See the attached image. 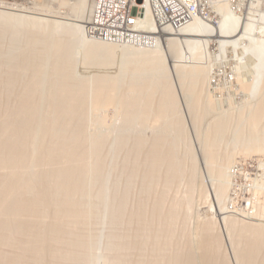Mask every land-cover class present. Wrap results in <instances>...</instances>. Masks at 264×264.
Instances as JSON below:
<instances>
[{
	"label": "rangeland",
	"instance_id": "rangeland-1",
	"mask_svg": "<svg viewBox=\"0 0 264 264\" xmlns=\"http://www.w3.org/2000/svg\"><path fill=\"white\" fill-rule=\"evenodd\" d=\"M71 1L37 0L25 6L51 15H40L49 19L70 18L74 14ZM260 1V5L264 4V0ZM90 2L83 3L84 19ZM6 19L0 16V188H10L14 196L9 194L10 189H6L9 193L4 189L6 194H1L0 189V200L3 195L8 198L11 195L13 199L10 198L12 202L7 199L9 202L4 206L1 205L5 200L0 202V264L7 261H13L9 264H203L205 260L206 264H264V111L257 127L249 121L251 106L260 101L264 90V54L251 58L228 54L221 60L215 59L211 52L199 64L189 58L179 62L176 59L178 65H186L185 70H192L193 63L209 66L207 76L198 79L186 76V81V77L183 80L199 96L195 115L187 108L192 101L187 102L189 96L195 94L189 95L186 90L189 96L185 95L172 60L163 57L164 63L161 58L155 61L160 55L157 52V57L153 55L152 44L141 51L126 45V49L112 44H107L108 47L90 43L89 37L86 40L74 30L52 24L50 20L36 24L20 18ZM56 42H61L58 47L62 48H55L54 52L59 51L55 55L52 51ZM31 48L41 61H34L40 68H32L39 72H36L37 80L29 64L34 56L29 55L28 60L26 56ZM150 49L148 54L156 59L148 63L152 61L145 60L150 58L147 54ZM24 57L30 69L23 67L22 62L25 67L28 65L22 61ZM235 69L243 77L244 73L246 79L252 77L251 73L255 75L258 88L253 89V97L247 90L238 91L236 79L227 83L219 78L228 72L235 78ZM252 69L255 74L250 72ZM62 74L70 77L69 80ZM99 77L103 81L111 78V84L114 79L112 90L117 89L113 93L117 98L111 97L115 99L112 105L110 101L109 106L100 109L93 105L96 90L92 92L94 88L90 86ZM162 79L170 80L179 103L174 113L168 111L158 118L155 109L158 97H162L158 91V86L162 87L158 80ZM147 82L159 84L157 91L152 89L153 95L149 93L152 98L146 95V88H141V85L147 87ZM68 83L74 88L87 84L86 95L84 91L78 92L79 96L84 95L85 105L80 104L84 109L78 110L82 113L70 110L71 100L63 102L69 93L64 90L60 93L59 87ZM136 88L143 92L139 98ZM126 97L134 98L133 104ZM207 99L213 100L211 107ZM146 100L151 101L149 107ZM59 102L67 104L69 110L63 108L65 112L60 113L64 106L60 107ZM23 104L30 105L28 116L21 113L27 109L21 108ZM217 119L225 120L226 124L215 134L212 125ZM156 140L160 141V150L172 156L173 166L168 164L171 158L166 157L167 161L163 158L156 164L150 159ZM10 147L16 150L12 152ZM208 149L216 153L210 166L204 159ZM21 152L22 157L19 156L24 162L18 164L19 156L14 155ZM11 157L17 159L18 166L15 163L16 168L12 166L14 170ZM237 164V171L245 177L236 174L235 180L232 170ZM246 178L252 181L253 208L243 212L240 210L244 201L242 190L235 191L234 182L244 183ZM19 200L21 212L14 205ZM230 203L238 207L231 211ZM205 240L213 242L205 244ZM251 245L257 250L250 255ZM202 256L206 258L202 260Z\"/></svg>",
	"mask_w": 264,
	"mask_h": 264
},
{
	"label": "bare ground",
	"instance_id": "bare-ground-1",
	"mask_svg": "<svg viewBox=\"0 0 264 264\" xmlns=\"http://www.w3.org/2000/svg\"><path fill=\"white\" fill-rule=\"evenodd\" d=\"M20 1V2H19ZM29 1L31 2V3H34V2H36L37 0H9V1H6V0H0V16L1 17H3L4 19L5 18H7L6 20H10V19H14L15 20V18H17L16 20H18V18H20V20L22 21L23 19L25 20V21H27V20H30V21H34L36 24L39 22V23H41V22H46V21H51L52 22V24H54L55 23V25H63V26H65V27H67V28H69V29H72V30H74L75 32H77V34L79 35V36H82L83 38H87V36L84 34V28H85V26L88 24V20H90V15H89V12L91 13V10H92V5H93V0H91V2H90V9L88 10V15H87V17L84 19L83 18V15H82V10H83V3L86 1V0H73V1H71V2H69V5L70 6H72L73 8H74V14L69 18V17H57V16H52V17H57V18H59V19H57V18H53V19H49V18H47L48 16H51V15H47L46 13H43V12H40V11H33L32 9L30 10V8L31 7H27V6H25L27 3H29ZM60 1H63V3H65L66 1H68V0H60ZM259 2H261L262 3V1H260V0H251L250 1V3H249V6L246 8V10H245V12H243V14L241 15V14H236V13H233V12H231L230 10H229V8H228V6L226 5V4H223L222 6H221V9H220V11H219V15L218 16H216V21L215 22H204V21H201L200 19H194V20H192V21H190L187 25H185V26H183V27H181V28H178V29H170V28H168V27H159V26H152V28L150 29V33L148 34V36H150V38L152 39V48H153V50H152V52L153 53H155V52H157V54L158 55H160V56H158L157 57V55H156V53L155 54H153V55H156V57H157V59L153 56V59H156L155 61H157L159 58H161L160 60H163L164 58L163 57H167V59L166 60H172V63L174 62V70H176L175 72L177 73V74H175L176 75V79H179V81L181 82V84H184L185 82L183 81L184 80V78L186 77V76H193L195 79H198V77H200V76H207L208 75V73L210 72L209 71V66L208 65H204V66H202V65H199V66H197L196 64L194 65V63H198L199 61H201V59L204 57V56H207L208 54H212L211 52H213V54L214 55H212L215 59H221V60H223V57H225V56H228V54L230 55V56H233V57H235V58H240L241 56H250V58L251 57H253V56H257V57H259L261 54H264V22H263V18H264V9H262L261 8V10H259V11H257V10H254V9H257V7H258V5H260V3ZM254 8V9H253ZM144 13H145V16L149 19V20H151V18H150V13H149V10H148V8H146L145 9V11H144ZM67 14V13H66ZM40 15H46L47 17H42V16H40ZM87 22V24L85 25L84 23H86ZM20 23V22H19ZM47 24V23H46ZM257 25V26H256ZM16 32V31H15ZM11 33V32H10ZM32 34V33H31ZM40 34V33H39ZM54 34V33H53ZM10 36V35H9ZM31 36V35H30ZM81 37V38H82ZM37 38V37H36ZM87 40V39H86ZM96 39H88V41L90 42V43H100L101 45L103 44L104 46H106L107 44H112V46H117V47H119L120 49H126V46H128V45H123V44H117V43H109V42H105V41H100V40H97V41H95ZM14 41V40H13ZM32 41V40H31ZM35 41H36V39H35ZM31 43V42H30ZM44 43V42H43ZM61 43V42H60ZM59 42L57 43H55L56 45H52L53 46V51L52 52H54V50H55V48H57L58 47V44H60ZM32 44V43H31ZM98 45V44H97ZM56 46V47H55ZM108 46V45H107ZM35 47V46H34ZM59 47H61L60 45H59ZM59 47H58V50H59ZM109 47V46H108ZM107 47V48H108ZM131 47H134V48H136L137 50H139V51H141V50H145L146 48H138V47H135V46H131ZM62 48V47H61ZM60 48V49H61ZM96 48V47H95ZM118 48V49H119ZM103 49V48H102ZM109 49V48H108ZM33 50H34V48H31L30 49V51L29 52H33ZM108 51V50H107ZM109 51H110V49H109ZM150 51V53H151V49L150 50H147V54H148V52ZM28 52V53H29ZM29 53L28 55H26V56H28V58L27 57H24L23 59H25V60H22V61H26V58H27V60L31 57V54H32V56H34V55H36L35 53ZM56 52V53H55ZM53 54H58L57 52H59V51H57V49H56V51H55ZM112 52V51H111ZM92 53V52H91ZM39 54V53H38ZM60 54V53H59ZM2 55V54H1ZM29 55H30V57H29ZM40 55V54H39ZM95 55V54H94ZM149 55V54H148ZM152 55V54H151ZM151 55H149L150 56V58H146L145 60H147V59H149V60H152V61H148V63H151V62H153L154 60L153 59H151L152 58V56ZM4 56V55H3ZM209 56V55H208ZM39 57V56H38ZM59 57V56H58ZM145 57H146V55H145ZM242 57V58H243ZM9 58V57H8ZM35 60H34V59ZM31 57L30 58V65L31 66H33V67H31V69L32 68H34V70H35V68H36V70L38 69V68H40L38 65H34V63L36 64V62H34V61H37L38 63L39 62H41V61H38V59H36L37 57ZM41 58V57H40ZM183 58H189L190 60H192L194 63H193V65L190 67V65H189V67H190V69L192 68V70H189V68H187V70H189V71H187V70H185L186 69V65H183V63H182V65L180 64V65H178L179 63H176V59H177V62H179V60L180 59H183ZM214 58H213V60H214ZM230 58H232V57H230ZM246 58V57H245ZM31 59H33V65L31 64ZM209 59H210V57H209ZM247 59V58H246ZM245 59V60H246ZM58 60V59H57ZM168 60V61H169ZM185 60V59H184ZM203 60V59H202ZM208 60V59H207ZM234 60V59H233ZM237 60V59H236ZM235 60V61H236ZM240 60V59H239ZM244 60V59H243ZM60 61V60H59ZM159 61V60H158ZM157 61V62H158ZM216 61V60H215ZM242 61V60H241ZM247 61H248V59H247ZM251 61V60H250ZM147 62V61H146ZM165 61L163 60V63H164ZM170 62V61H169ZM182 62V61H181ZM204 62V61H203ZM210 62V61H209ZM239 62V61H238ZM243 62V61H242ZM23 63V67L24 68H28V69H30V65L27 63V61H26V63L28 64V65H26V67H25V63L24 62H22ZM37 63V64H38ZM160 63H162L161 61H160ZM192 63V62H191ZM200 63V62H199ZM198 63V64H199ZM250 63V62H249ZM252 63V62H251ZM16 64V63H15ZM20 64V63H19ZM89 64V63H88ZM154 64H156V63H154ZM238 64V63H237ZM246 64H247V62H246ZM40 65V64H39ZM143 65V64H142ZM160 65H162V64H160ZM252 65V64H251ZM250 65V66H251ZM7 66V65H6ZM35 66V67H34ZM94 66V65H93ZM146 66V65H145ZM148 66V65H147ZM150 66H153L152 64H150ZM249 66V67H250ZM22 67V66H21ZM142 67H144V66H142ZM161 67H163L164 69H167L168 70V68H167V65L166 66H161ZM166 67V68H165ZM171 67V66H170ZM172 67H173V65H172ZM188 67V66H187ZM239 67H241L240 65H239ZM147 68V67H146ZM150 68V67H149ZM235 68H236V65H235ZM248 68V67H247ZM246 68V69H247ZM107 69V68H106ZM243 69V68H242ZM249 69H251V68H249ZM33 69H32V71L31 72H33L34 71ZM2 71H3V69H2ZM166 71V70H165ZM236 71V72H235ZM235 71H233V72H235L236 73V76H235V81L237 82V88H238V91L240 90V91H242V90H247V91H249V96H252L253 97V89H255V87H257V84H258V82L255 80V75H254V77H253V73H251V75H252V77H251V75H250V79H246V78H244L246 75L243 73V75H244V77L241 75L242 74V72H241V74H240V72L239 71H237V69H235ZM247 71V70H246ZM35 73H32L33 74V77H34V79L36 78V80H37V74L39 73L38 71H34ZM36 72H38V73H36ZM167 72V71H166ZM244 72V71H243ZM250 72H254L253 71V69L252 70H250ZM8 73V72H7ZM62 73V72H61ZM248 74H250L249 73V71L247 72ZM246 73V74H247ZM66 74V73H65ZM65 74H62V75H64L65 76ZM247 74V75H248ZM254 74H255V72H254ZM61 75V76H62ZM168 75V74H167ZM67 76H69L68 75V73H67ZM67 76H65V77H67ZM166 76V75H165ZM55 77V76H54ZM89 77H91V76H89ZM108 77V76H107ZM169 77V76H168ZM168 77H167V79H168ZM192 77V78H193ZM4 78V77H3ZM31 78V77H30ZM68 78H70V77H67V79ZM75 78V77H74ZM103 77H99L98 79L96 78V79H94V80H97V82L95 83V81L94 82H91V85L90 86H93L92 87V89L94 88V90H92V92H94L95 93V90H96V93L95 94H93V96L95 95V104H94V101L93 100H91V98H90V100H91V102L93 101V105H95L96 107L95 108H104V107H106V106H109V104L108 103H110V101H112L111 102V105H112V103H113V101L117 98V96L115 97V90L117 91V89H115V88H113L114 90H112V85H114V82H115V80L113 79V84H111V83H109V81H110V79L111 78H107L108 80V82L107 81H103L104 79H102ZM116 78V77H115ZM166 78V77H165ZM188 77H186L185 78V81H186V79H187ZM191 78V77H190ZM191 78V79H192ZM117 79V78H116ZM119 79V78H118ZM166 79V81L168 82H170V80H167ZM27 80V79H26ZM32 80V79H31ZM69 80V79H68ZM105 80H106V78H105ZM112 80V79H111ZM143 80V79H142ZM162 80H164V81H162ZM162 80H158L160 83L159 84H162V87L159 85V84H157L158 83V81H157V83L155 82V84L154 83H150V85L148 84L149 82H147V83H145V85L147 84V87H145V86H143V85H141L140 87L141 88H146V95H148L149 96V98L151 97L152 98V93L154 92V90H156L157 88H156V86H158V91L160 90V92L162 93V94H160V92H159V94L160 95H162V97H158L159 99H158V101H159V103H158V101L156 100V103H158L157 105H158V108L157 109H155V110H157L156 111V116L158 117V118H160V117H163L164 116V114H168V111L170 112V114L172 113V111H173V113H174V111L175 110H177L178 108H177V103H179V102H177L176 103V98H174L175 97V95H174V91H173V89H172V85H170V83L168 82H166L165 81V79H162ZM161 81H162V83H161ZM182 81H183V83H182ZM190 81V80H189ZM188 81V82H189ZM32 82H34V81H32ZM36 82V81H35ZM119 82V81H118ZM164 82V83H163ZM166 82V83H165ZM195 82H197V81H195ZM235 82V83H236ZM7 83V82H6ZM65 83V82H64ZM72 83V82H71ZM71 83H68V84H66V85H63L62 86V88H61V86L59 87V89H60V93L62 92H64V91H66L67 93H69L68 94V96H67V98L65 97V98H63V102L65 103V99H66V101L69 99V100H71V107H70V110L72 111V110H76L77 111V113L78 112H80L81 111V113H82V110L84 109V107H83V109L81 108L82 107V104H83V94H85L86 92L84 91V90H87V89H85V86L87 85H84L83 83V85L84 86H82L81 84V86H77V88H74L73 86L71 87ZM96 85H95V84ZM178 83V82H177ZM35 84V83H34ZM34 84H33V86H34ZM107 84V85H106ZM143 84V83H142ZM155 85L154 87L152 86V85ZM157 84V85H156ZM186 84H187V82H186ZM186 84H184L183 86L185 87V90H184V87L183 88H181L182 86L179 84V86H180V88L181 89H183L184 90V92H186L185 93V95L187 94V91H188V94L189 95H193V94H195L194 92H195V90H193V89H191L192 88V86H190L189 87V84H188V87H187V85ZM2 85V84H1ZM89 85V84H88ZM116 85V84H115ZM191 85V84H190ZM15 86V85H14ZM75 86V85H74ZM95 86V87H94ZM151 86H152V88H151ZM115 87V86H114ZM139 87V88H140ZM194 87V86H193ZM86 88H87V86H86ZM96 88V89H95ZM187 88H189V89H187ZM207 88V87H206ZM217 88V86L215 87V89ZM232 88V87H231ZM258 88V87H257ZM61 89H62V91H61ZM136 89H138V88H136ZM151 89V90H150ZM152 89H154L153 90V92L151 93V91H152ZM203 89V88H202ZM213 89H214V87H213ZM214 89V90H215ZM235 89H236V87H235ZM6 90V89H5ZM56 90H57V88H56ZM64 90V91H63ZM139 90L140 89H138V91H136V92H138V98L139 97H141V93H143L142 92V89L140 90V93H139ZM149 90H150V92H149ZM187 90V91H186ZM230 90V89H229ZM27 91V90H26ZM58 91V90H57ZM83 91H84V93H83ZM90 91V90H89ZM114 91V92H113ZM157 91V90H156ZM239 91V92H240ZM262 91V90H261ZM8 92V91H7ZM65 92V93H66ZM78 92H80V93H83V94H80V96L82 95V98H80V96H79V93ZM125 92V91H124ZM228 92V91H227ZM237 92V91H236ZM263 93H261L262 94V96H260L261 97V99H260V101L259 102H257V104L253 107V104H252V106H251V119L249 120L250 121V124H251V126H253V127H257V125L259 124L258 122H259V120H260V116L262 115V113H263V111H264V90L262 91ZM66 93V94H67ZM78 93V94H77ZM87 93H88V90H87ZM91 93V92H90ZM114 93V94H113ZM149 93H151L152 95L150 96L149 95ZM191 93V94H190ZM201 93V92H200ZM241 93V92H240ZM246 93V92H245ZM159 94H157V95H159ZM176 94V93H175ZM187 94V95H188ZM198 94V93H197ZM233 94V93H232ZM7 95V94H6ZM77 95L79 96V97H77ZM86 95V94H85ZM90 95V94H89ZM112 95H114V97H115V99H113V98H111V97H113ZM140 95V96H139ZM143 95V94H142ZM145 94H144V98L146 97L147 99H149L148 98V96H146ZM188 95V96H189ZM248 95V94H247ZM26 96V95H25ZM65 96V95H64ZM63 96V97H64ZM92 96V97H93ZM60 97H61V94H60ZM86 97V96H85ZM84 97V98H85ZM187 97V96H186ZM191 97V98H190ZM209 97H211V96H209ZM94 98V97H93ZM119 98V97H118ZM145 98V99H146ZM161 98V99H160ZM207 98V97H206ZM23 99V98H22ZM58 99V98H57ZM79 99L81 100L82 99V101H79ZM110 99H113V100H110ZM129 98H125V100H128ZM133 99L134 98H130V100H128L129 102H133ZM192 99V101L191 102H189L190 100ZM198 99H199V96H196V94L194 95V96H189V100L187 101V102H189V104L187 105L188 107V109H189V112L191 113V114H195L196 115V111H197V107H198V105H199V103H198ZM253 99V98H252ZM119 100H122V99H119ZM118 100V101H119ZM125 100H123L124 101V103L125 104H130L129 102L128 103H126L125 102ZM140 100V99H139ZM144 99H142V101H143ZM152 100V99H151ZM184 100V99H183ZM208 100V105H209V107H211V103L213 102V100L211 101L210 99H207ZM9 101V100H8ZM59 101H61V100H59ZM117 101V100H116ZM115 101V102H116ZM123 101H121L122 103H123ZM134 101H135V99H134ZM150 101V100H149ZM185 101V100H184ZM211 101V102H210ZM57 102H58V100L56 101V104H57ZM63 102H59V105H60V107H61V105L63 104ZM73 102V103H72ZM90 102V103H91ZM146 102L148 103V100H146ZM146 102H145V104H146ZM151 102V101H150ZM149 102V103H150ZM200 102V101H199ZM220 102V101H219ZM241 102V101H240ZM247 102V101H246ZM82 103V104H81ZM146 104V105H148V107H149V105L150 104ZM235 103V102H234ZM80 104H81V107H80ZM133 104V103H132ZM145 104H143V105H145ZM255 104V103H254ZM25 105H26V103H25ZM24 104H23V106H25ZM65 105H67V104H65ZM65 105H62V106H64V107H61L60 108V113L62 112V111H64L63 110V108H65V110H67L66 109V107H65ZM69 105V104H68ZM83 105H85V104H83ZM124 105V104H123ZM156 105V104H155ZM156 105V106H157ZM23 106L21 107L22 109H25V108H27V109H25V110H22L21 111V113H22V115H23V113H24V115H29V113H28V109L30 108V105H28L29 107H24L23 108ZM57 106V105H56ZM94 107V106H93ZM144 107V106H143ZM143 107H141L142 109H143ZM186 107V106H185ZM208 107V106H207ZM216 107V106H215ZM20 108V106H19V109H21ZM82 109V110H80V111H78L79 109ZM99 108V109H100ZM132 108V107H131ZM145 108H147V107H145ZM238 108V107H237ZM59 109V108H58ZM127 109V108H126ZM211 109H213V108H211ZM69 110V109H68ZM107 110V109H106ZM154 110V111H155ZM221 110V109H220ZM150 111V110H149ZM17 112H19L18 114H20V110L18 111H16V113ZM29 112H30V109H29ZM53 112V111H52ZM65 112V111H64ZM130 112V111H129ZM26 113H28V114H26ZM74 113H75V111H74ZM77 113H76V115H77ZM98 113V112H97ZM147 113V112H146ZM176 113V112H175ZM80 114V113H79ZM247 114V113H246ZM33 115V114H32ZM82 115V114H81ZM80 115V116H81ZM152 115H153V113H152ZM15 116H17V114L15 115ZM20 116H21V114H20ZM20 116H17V117H20ZM133 116V115H132ZM173 116V115H172ZM25 117V116H24ZM24 117L22 116V118H23V120H24V122H26V118L24 119ZM76 117H78L79 118V115L78 116H76ZM136 117H137V115H136ZM193 117V116H192ZM262 117V116H261ZM8 118V117H7ZM28 118V117H27ZM135 118V117H134ZM140 118V117H139ZM157 118V119H158ZM195 118V117H194ZM162 119V118H161ZM192 119V118H191ZM220 119H222V118H220ZM220 119H217L216 121H214V123H213V125L212 126H214V127H212L211 129L213 130V133H214V131H216V133L215 134H217V133H219L220 131H222L221 129L222 128H224V126H225V124L226 123H224V121L223 120H220ZM176 120V119H175ZM29 121V120H28ZM27 121V122H28ZM56 121V120H55ZM134 121V120H133ZM170 121V120H169ZM179 121V120H178ZM195 121V120H194ZM24 122H23V124H24ZM147 122V121H146ZM153 122V121H152ZM156 122H159V121H156ZM166 122V121H165ZM175 123V122H174ZM180 123V122H179ZM194 123V122H193ZM210 123V122H209ZM17 125V124H16ZM180 125H182V124H180ZM31 126V125H30ZM68 126V125H67ZM70 126V125H69ZM179 126V125H178ZM20 127V126H19ZM25 128V127H24ZM197 128V127H196ZM30 129V128H29ZM25 130V129H24ZM42 130V129H41ZM48 130V129H47ZM43 131V130H42ZM159 131V130H158ZM166 131V130H165ZM217 131H219V132H217ZM19 134V133H18ZM21 134V133H20ZM19 134V135H20ZM79 135V134H78ZM18 137V136H17ZM59 138V137H58ZM211 138V137H210ZM31 140V139H30ZM68 140V139H67ZM142 140V139H141ZM4 141V140H3ZM137 141V140H136ZM152 141V140H151ZM159 141V140H158ZM26 142V141H25ZM135 142V141H134ZM144 142V141H143ZM160 142V141H159ZM159 142L157 143V140H156V144H154L155 146H153V148L151 149V154L150 155H152L151 157H150V159L152 160V162H154V164H156V162H159L161 159H167V160H169L172 156L170 155H168V152H166V153H164L165 151H161L162 150V147H161V144H159ZM162 142V141H161ZM213 142V141H212ZM119 144V143H118ZM140 144V143H139ZM151 144V143H150ZM22 145V144H21ZM120 145H121V143H120ZM12 146V145H11ZM15 146V145H14ZM68 146H69V144H68ZM125 146V145H124ZM261 147H262V145H260ZM46 147V146H45ZM119 147V146H118ZM160 147H161V150H160ZM168 147V146H167ZM255 147V146H254ZM259 147V146H258ZM11 148V147H10ZM13 148V147H12ZM11 148V149H12ZM140 148V147H139ZM15 150H16V148H14ZM14 149H12V152L14 151ZM113 150V149H112ZM209 150V149H208ZM248 150V149H247ZM161 151V152H160ZM207 151V150H206ZM9 152H11V150L9 151ZM18 152V151H17ZM23 152V151H22ZM22 152L21 153H18V155H14L15 157L17 156H19V154H20V156L22 157ZM28 153V152H27ZM54 153V152H53ZM150 153V152H149ZM170 153V152H169ZM133 154V153H132ZM165 154V155H164ZM216 154V153H215ZM215 154H214V152L212 151V150H209V151H207V152H205V154H204V159H205V161H206V163H208L209 164V166H210V164H212V163H214V161H215ZM12 155V154H11ZM149 155V156H150ZM19 156V157H20ZM10 157V156H9ZM14 157V158H15ZM16 157V158H17ZM18 157V159H20V161H17V159H14L13 157H11L12 159L10 160L12 163H11V167L14 165V163H15V161H17L16 163H18V164H20L21 163V161H23L24 162V158H22L21 159V157L19 158ZM23 157H24V154H23ZM153 157V158H152ZM167 157V158H166ZM14 159V160H13ZM127 159V158H126ZM174 159V158H173ZM231 159V158H230ZM125 160V159H124ZM155 160H157V161H155ZM166 160V161H167ZM172 160V158L168 161V162H170ZM173 161V160H172ZM229 161V160H228ZM20 162V163H19ZM151 162V163H152ZM164 162V161H163ZM15 163V166L17 165L18 166V164H16ZM72 163V162H71ZM76 163V162H75ZM173 162H170V163H168L169 164V166H173V165H171ZM1 164V163H0ZM22 164H24V163H22ZM181 164V163H180ZM220 164V163H219ZM218 164V165H219ZM224 164V163H223ZM230 164V163H229ZM4 165V164H3ZM145 165V164H144ZM153 165V164H152ZM213 165V164H212ZM15 166H13V167H15ZM22 166V165H21ZM156 166V165H155ZM168 166V167H169ZM224 166V165H223ZM12 167V169L14 170L15 168H13ZM194 167V166H193ZM214 167V166H213ZM222 167V166H221ZM170 168V167H169ZM168 168V169H169ZM174 168V167H173ZM132 169V168H131ZM170 169H172V167L170 168ZM179 169V168H178ZM9 170V169H8ZM219 170V169H218ZM222 170V169H221ZM194 171V170H193ZM58 172V171H57ZM160 172V171H159ZM173 172V171H172ZM12 173L14 174V171H12ZM62 173V172H61ZM66 173V172H65ZM132 173V172H131ZM219 174H221V173H219ZM70 175V174H69ZM41 177V176H40ZM159 177V176H158ZM157 178V177H156ZM61 180V179H60ZM79 180V179H78ZM153 180V179H152ZM264 182V181H263ZM259 183V182H258ZM8 188V187H7ZM7 188H0L1 190H3L4 191V189L6 190ZM18 188V187H17ZM64 188V187H63ZM8 189H10V188H8ZM3 191H1V194H6L5 193V191L3 192ZM7 191V190H6ZM12 191H11V189H10V193H9V191H7V193H9V194H12V196H14V194L13 193H11ZM9 194L7 195V196H9ZM38 195V194H37ZM2 196V195H1ZM163 196V195H162ZM4 197V195L2 196V199H4L5 200V202L1 199L0 200V202H4V203H2V205L1 206H4L3 204H5L6 202H9V201H7V199H9L11 202H12V197H11V195H10V198L12 199H10V198H8V197H6V195H5V197ZM45 198V197H44ZM161 199V198H160ZM17 200V199H16ZM40 200V199H39ZM38 200V201H39ZM18 201H15V206H17L16 207V209L17 210H19L20 212H21V210H23V209H20L21 207H20V204L19 203H22V202H20V200H19V202L17 203ZM37 202V201H36ZM26 203V202H25ZM40 203V202H39ZM18 204H19V206H18ZM36 204V203H35ZM21 205H23V204H21ZM26 204H24V206H25ZM28 205V204H27ZM26 205V206H27ZM34 205V204H33ZM33 205H31V206H33ZM0 206V207H1ZM25 206V207H26ZM30 206V205H29ZM20 207V208H19ZM24 207V209L26 210V208ZM23 208V207H22ZM32 208V207H31ZM28 209V208H27ZM32 210V209H31ZM114 210V209H113ZM121 210V209H120ZM220 213L222 214L223 213V208H220ZM150 212V211H149ZM244 212V211H243ZM7 213V212H6ZM141 214V213H140ZM245 214V213H244ZM145 218H143V220H144ZM222 219L224 220L225 219V217L224 216H222ZM157 220V219H156ZM172 221V220H171ZM53 222V221H52ZM226 222V221H225ZM51 223V222H50ZM210 224V223H209ZM208 225V224H207ZM149 226V225H148ZM204 226V225H203ZM207 227V226H206ZM156 228V227H155ZM167 228V227H166ZM205 228V227H204ZM209 228V227H208ZM201 229V228H200ZM203 229V228H202ZM206 229V228H205ZM203 233V232H202ZM211 234V233H210ZM207 235H209V234H207ZM34 237V236H33ZM164 237V236H163ZM210 238H212L211 236H209ZM209 238V239H210ZM205 239V238H204ZM49 240V239H48ZM202 240H203V238H202ZM208 240V239H207ZM211 240V239H210ZM212 240H213V238H212ZM253 241V240H252ZM201 242V241H200ZM205 242H209V241H204V243ZM211 242V241H210ZM209 242V243H210ZM213 242V241H212ZM211 242V243H212ZM214 242H216V241H214ZM56 243V242H55ZM210 243V244H211ZM2 244V243H1ZM206 244V243H205ZM204 244V245H205ZM208 244V243H207ZM254 244V243H253ZM152 245V244H151ZM214 245H215V243H214ZM257 246V245H256ZM207 247V246H206ZM205 247V248H206ZM209 247H210V245H209ZM208 247V248H209ZM249 247V246H248ZM29 249V248H28ZM254 249H256L255 247H254V245H251L250 246V255H251V252L252 251H254ZM53 250V249H52ZM206 250V249H205ZM257 250V249H256ZM155 251V250H154ZM162 251V250H161ZM203 251H204V249H203ZM187 252V251H186ZM207 253V252H206ZM205 252H204V255H207ZM239 254V253H238ZM156 255V254H155ZM203 255V254H202ZM208 255H209V253H208ZM207 255V256H208ZM17 256V255H16ZM213 256V255H212ZM248 256V255H247ZM204 257V258H203ZM64 258V257H63ZM201 258H203L202 260H204L205 258H206V256H202ZM201 258H200V261H201ZM209 258H210V256H209ZM208 257H207V260L209 259ZM24 259V258H23ZM25 260V259H24ZM210 260V259H209ZM243 260H245V259H243ZM6 261V260H5ZM78 261V260H77ZM183 261V260H182ZM187 262H188V260H186ZM177 262V261H176ZM190 262V261H189ZM204 262V261H203ZM202 262V263H203ZM208 261H206L205 260V263H203V264H206ZM213 262V261H212ZM9 263H13V261L11 262V261H9ZM8 263V261L6 262V264H9ZM5 264V263H4ZM177 264V263H176ZM186 264V263H185ZM209 264V263H208Z\"/></svg>",
	"mask_w": 264,
	"mask_h": 264
},
{
	"label": "built area",
	"instance_id": "built-area-1",
	"mask_svg": "<svg viewBox=\"0 0 264 264\" xmlns=\"http://www.w3.org/2000/svg\"><path fill=\"white\" fill-rule=\"evenodd\" d=\"M251 0H93L90 20L84 28V34L91 38L109 43H117L138 48L149 47L152 39L148 34L152 26L178 29L187 25L194 19L204 22H215L216 16L223 4L236 14H243ZM150 13L149 20L145 16V9ZM264 9V4L257 9ZM264 22V18H263ZM223 82L232 83L235 78L231 72L219 76ZM249 164V162H247ZM243 167V166H242ZM238 164L233 166V174L239 176ZM246 172L248 169L243 167ZM250 169V168H249ZM244 172V173H246ZM243 173V174H244ZM252 181L235 184V191L241 188V211H250L253 208ZM238 195V193H237ZM239 196V195H238ZM238 207L234 203L229 204L232 211Z\"/></svg>",
	"mask_w": 264,
	"mask_h": 264
}]
</instances>
